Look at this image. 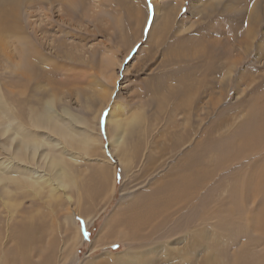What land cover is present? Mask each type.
Wrapping results in <instances>:
<instances>
[{"label": "rangeland", "instance_id": "374dc122", "mask_svg": "<svg viewBox=\"0 0 264 264\" xmlns=\"http://www.w3.org/2000/svg\"><path fill=\"white\" fill-rule=\"evenodd\" d=\"M25 1L0 0V9L18 3L24 33L0 47V264H166L186 252L185 227L224 203L205 233L212 264L251 247L237 221L239 163L211 165L264 100V0ZM36 42L47 62L28 82L21 52ZM188 158L200 179L192 208L170 216L163 243L128 252L114 218ZM22 230L32 236L24 256L13 253ZM248 253L261 258L264 247ZM204 254L176 264H203Z\"/></svg>", "mask_w": 264, "mask_h": 264}, {"label": "bare ground", "instance_id": "6f19581e", "mask_svg": "<svg viewBox=\"0 0 264 264\" xmlns=\"http://www.w3.org/2000/svg\"><path fill=\"white\" fill-rule=\"evenodd\" d=\"M33 1L34 0H26L25 3H28V6H29V5H31V4H29V2H33ZM12 5H13V7H9V10H8V8H3V7L0 9V47H2L4 50H7L8 46H9L8 41H7L8 37H17V36L24 34L23 31L20 30L22 28L20 26H22V25L17 23L18 20H17V17L15 16V14H16L15 11L18 9V3H13V4H11V6ZM26 8H27V6H26ZM2 9H4V11H6V12H2L1 11ZM24 11H26V10H24ZM30 11H32V10L30 9ZM4 13H7V15H4ZM24 24L26 25V23H24ZM29 26L31 28V25H28V27ZM35 26H36V24H35ZM35 28H34V30H32V35L29 34L32 37H35V34L37 33V29H35ZM32 29H33V26H32ZM22 39H24V38H22ZM39 43L40 42H38L35 46H32V47H34V49L32 47L30 48L31 50H30L29 54H24V52H21L23 57H27V59H28L27 62H28V66H29V71L24 73V75L26 76L25 78L28 79L27 80L28 82L30 80H32L33 76L36 74V71L34 74V69L35 68H36V70L38 69L36 67V65L46 61L45 56L42 55L41 53L39 54L40 50H36V48L41 46ZM34 64H35V67H34ZM43 65L45 66V64H42V66ZM259 68H263V66L259 65ZM30 70H31V72H30ZM37 71H40V70H37ZM30 73L32 74V76L30 75ZM258 73L259 74H257L256 77L258 78V81H260L261 79H259V78H262V77L264 78V70H261ZM260 73H262V74H260ZM26 74H28V75H26ZM36 76H37V74H36ZM260 83H261V81H260ZM255 86H257V85H255ZM35 88L36 87L34 86V89ZM262 90H264V89H262ZM183 92L185 93V91H183ZM32 93H34V92H32ZM180 93H181V91H180ZM261 102H262V104L259 103L258 105L252 104V106L250 108L251 110L249 111V114L247 115L248 117L244 120V122H246V123L248 120H250V124L252 122L250 127H248V126L245 127V128H248V129L250 128V129L247 131H244L242 133L239 132L237 134L236 139L231 144V146H230L231 142L229 143L227 141V143L223 147L220 148V150H219L220 152H221V150H223L221 152V154L219 153L222 156V158H220V160H221L220 163H222V164L217 165V164L212 163L213 158H212V162H211L212 163L211 166L214 168L219 167L220 171H221V166H222V168H224V167L228 168L230 165H232L234 163H236L235 165H237L239 163L238 173L239 172L240 173L237 176H239L243 179V182H242V180H240L242 182L241 187L243 188V195H242V198L240 199V203L242 202L241 203L242 212L240 210L239 218L237 219V221L239 223L241 221V224L245 225L244 227L247 229V231H250L254 235L253 239H251L250 241H252L253 247H259V248H260V246L264 247V100H262ZM180 103L181 102H179V104ZM176 104H178V103H176ZM181 105H182V103H181ZM248 118H250V119H248ZM242 123L243 122H241V124ZM243 124H242V126H244ZM250 124H248V125H250ZM221 126H220V128H221ZM216 127H219V126H216ZM243 129H244V127H243ZM117 133H119V131ZM120 136H122V135H120ZM223 138H226V137H222V139ZM228 138L229 137H227L226 139H228ZM118 139L119 138H117L115 140L117 141ZM28 148H30V147L27 145H25L23 147V149L20 148L21 153H25ZM37 150H38V147L35 146L33 148V151L30 154H28V156L32 155L33 153H36ZM209 152L211 153V151H209ZM212 153H213V151H212ZM219 154H218V156H220ZM209 155H208V157H209ZM208 157L206 156L207 159H208ZM215 160H216V157H215ZM218 161H219V159H218ZM202 166H206V165L204 164ZM195 168L196 167H194V162L192 160H190V158H188L187 162H184V165L181 166V169H177V170L175 169L172 172H170V174L164 175L160 180L157 181L156 186L154 185L153 186L154 188L149 190L145 195L141 196V194H140V195H138L137 198L133 197V199H135L136 201H133V202L131 201L132 204L130 206H125V208L123 210H121L122 213L119 214L117 219L114 218L115 220L113 221L111 228L109 226V223L107 224L108 227L111 229V231L118 230L119 233L124 238V240L130 242L131 247L129 249H127L128 252H137L143 248L147 249L155 243H158V244L163 243L161 240L165 237L161 236L160 233L162 232V234H163L162 229H164L166 227V224H168L169 222L172 221V218L170 216L172 214H174L175 212L182 210L183 208H186V210H187V208L189 209L190 206H186V205L192 203L194 200V194H195L194 189H196L197 187L193 183V181L195 180V183H198L200 180V179L196 180L198 175H196L197 172H195ZM206 170H207V173L205 172L206 174H203L201 172L202 173V174L200 173L201 176L199 175L200 178L202 177L203 181L204 180L207 181V179H210V177H212L211 176L212 173L214 172L211 170V167H209L208 165H207ZM217 171H219V170H217ZM63 174H64L65 179H66L67 177H66V174L64 171H63ZM69 182H71V181H69ZM51 183H52L51 179H48V180L42 181V183H40L39 185H36V183H34V184L37 186V189L38 188L41 189L45 186H48ZM63 184L67 185V182H63ZM199 185H201V184H199ZM222 201H223L222 203L225 202L224 200H222ZM219 202L221 203V201H219ZM182 205H184V206H182ZM217 205H216V207H219L221 204L218 206ZM225 205L226 204L224 203V206ZM224 206L222 205V208H224ZM190 208H192V207H190ZM222 208L220 210L218 209L219 213L215 212L216 214L209 213V211H204L202 213V215L199 217L200 219L198 220V224L196 223L197 226L188 224V226L185 227V229L183 230V232H184L183 233V239H185V242H186V245H185L186 246L185 247L186 252L180 256L175 255L173 258L166 256V259H167L166 264H176L178 262L177 259L185 261L187 256L193 260V258H194L193 256H196L198 251H200V253L206 252V254H204V255H206L205 258L202 256L204 260H202L201 263L212 264V257L210 260L211 255L208 252V251H211V249L207 250L206 249L207 244L205 245V243H206L205 233L208 231L209 221L213 218L216 219L219 216V214H221V212L223 211ZM218 210L216 209V211H218ZM29 228H31V227H29ZM107 230H108V228H107ZM26 231L22 230L21 235H19L18 239H16L17 244H16V248H14V250H13V253L16 254L18 252L19 254L21 253L23 256L25 255V251L23 250L22 246H24V245L29 246L30 240H31L30 239L31 235L30 234L26 235L28 233V232L25 233ZM32 231H33V229H32ZM108 232H107V234H108ZM82 234L85 237L84 232H82ZM159 234H160V238L158 236ZM172 234H174V233L164 234V235L170 236ZM197 236L201 237V241H198L196 239ZM154 237H157V240L155 242L151 243V240ZM20 242H23V244H21ZM98 242L96 241V246H94V244L91 246H93V248L99 246ZM99 244L103 245L102 242H100ZM246 244H248V242ZM245 247L246 248H243L242 252H240L237 256H234L232 258L230 264H264V253L262 254L263 256L261 258L257 259L258 255L254 256V258H253L248 253V250H250V248H251L250 244L248 247H247V245ZM25 249H26V247H25ZM188 249H189V251L187 252ZM177 254H180V252H178ZM11 255H13V254H11ZM19 256L21 257V255H19ZM112 260H115V258L113 259V257H112Z\"/></svg>", "mask_w": 264, "mask_h": 264}, {"label": "snow or ice", "instance_id": "6c2138e0", "mask_svg": "<svg viewBox=\"0 0 264 264\" xmlns=\"http://www.w3.org/2000/svg\"><path fill=\"white\" fill-rule=\"evenodd\" d=\"M151 7H152L151 4H149V8H150V9H151Z\"/></svg>", "mask_w": 264, "mask_h": 264}]
</instances>
